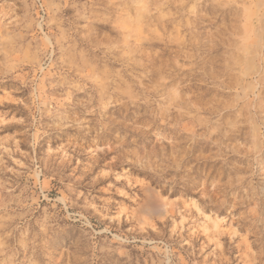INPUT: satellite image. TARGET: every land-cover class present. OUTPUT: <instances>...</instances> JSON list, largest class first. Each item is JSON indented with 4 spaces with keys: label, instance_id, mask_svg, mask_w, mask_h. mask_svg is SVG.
<instances>
[{
    "label": "rangeland",
    "instance_id": "rangeland-1",
    "mask_svg": "<svg viewBox=\"0 0 264 264\" xmlns=\"http://www.w3.org/2000/svg\"><path fill=\"white\" fill-rule=\"evenodd\" d=\"M0 264H264V0H0Z\"/></svg>",
    "mask_w": 264,
    "mask_h": 264
}]
</instances>
